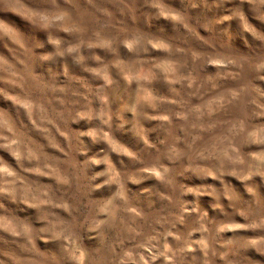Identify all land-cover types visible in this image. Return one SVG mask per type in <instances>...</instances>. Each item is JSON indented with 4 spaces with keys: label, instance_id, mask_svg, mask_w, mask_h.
Listing matches in <instances>:
<instances>
[{
    "label": "rangeland",
    "instance_id": "rangeland-1",
    "mask_svg": "<svg viewBox=\"0 0 264 264\" xmlns=\"http://www.w3.org/2000/svg\"><path fill=\"white\" fill-rule=\"evenodd\" d=\"M0 264H264V3L0 0Z\"/></svg>",
    "mask_w": 264,
    "mask_h": 264
},
{
    "label": "snow or ice",
    "instance_id": "snow-or-ice-1",
    "mask_svg": "<svg viewBox=\"0 0 264 264\" xmlns=\"http://www.w3.org/2000/svg\"><path fill=\"white\" fill-rule=\"evenodd\" d=\"M261 3H264V0H261Z\"/></svg>",
    "mask_w": 264,
    "mask_h": 264
}]
</instances>
